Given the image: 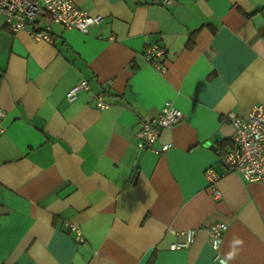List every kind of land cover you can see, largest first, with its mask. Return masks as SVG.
I'll return each mask as SVG.
<instances>
[{"label":"crops","instance_id":"1","mask_svg":"<svg viewBox=\"0 0 264 264\" xmlns=\"http://www.w3.org/2000/svg\"><path fill=\"white\" fill-rule=\"evenodd\" d=\"M72 1L102 23L86 34L52 24L47 43L0 17V264H219L217 223L226 264H264V181L219 155L234 134L226 116L264 104V0ZM155 45L164 74L144 58ZM80 80L89 90L68 102ZM166 104L182 119L139 149L140 124ZM188 230L191 244L169 250Z\"/></svg>","mask_w":264,"mask_h":264},{"label":"built area","instance_id":"2","mask_svg":"<svg viewBox=\"0 0 264 264\" xmlns=\"http://www.w3.org/2000/svg\"><path fill=\"white\" fill-rule=\"evenodd\" d=\"M137 1L160 6L172 4V0ZM0 17L3 18L12 33L25 31L35 40L47 43L53 41L50 33L52 24L59 25L65 30H76L86 34L91 27L102 23L101 17L89 16L79 10L72 0H0ZM42 19L46 21L47 25L42 26L40 24ZM144 58L157 72L166 73L165 50L163 48L157 45L150 47L144 53ZM88 90V83L85 80H80L66 93V100L74 102L80 92ZM91 102L95 108L100 110L109 107L101 96L92 95ZM2 117L3 112L0 110V120ZM226 118L234 128L230 147L223 154L219 153L227 171L240 174L248 183L264 181V104L254 106L244 119L234 113H229ZM181 119V112L170 104H166L156 118L140 124L135 134L137 147L141 150H154L153 145L158 140L161 131L174 126ZM170 148L171 145H163L156 152L163 154ZM204 176L212 192V199L219 201L221 198V193L217 188L219 177L210 169L204 173ZM66 226L75 233L76 240L81 242L82 237L78 230L71 224H66ZM207 229L211 247L215 252L214 261L219 264L222 262L226 264L219 254V248L227 225L217 223ZM196 233V230L182 232L185 241L171 245L169 250L186 249L193 241Z\"/></svg>","mask_w":264,"mask_h":264},{"label":"clouds","instance_id":"3","mask_svg":"<svg viewBox=\"0 0 264 264\" xmlns=\"http://www.w3.org/2000/svg\"><path fill=\"white\" fill-rule=\"evenodd\" d=\"M236 243L239 244V243H241V241L240 240H236ZM230 258H231V254L229 255V259ZM222 264H223V262H222Z\"/></svg>","mask_w":264,"mask_h":264},{"label":"trees","instance_id":"4","mask_svg":"<svg viewBox=\"0 0 264 264\" xmlns=\"http://www.w3.org/2000/svg\"><path fill=\"white\" fill-rule=\"evenodd\" d=\"M190 41H193V37L190 38ZM191 45V43H190ZM222 149H225V148H222ZM221 154H223L222 152H220Z\"/></svg>","mask_w":264,"mask_h":264},{"label":"water","instance_id":"5","mask_svg":"<svg viewBox=\"0 0 264 264\" xmlns=\"http://www.w3.org/2000/svg\"><path fill=\"white\" fill-rule=\"evenodd\" d=\"M213 149H215V148H213Z\"/></svg>","mask_w":264,"mask_h":264}]
</instances>
